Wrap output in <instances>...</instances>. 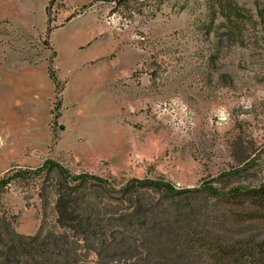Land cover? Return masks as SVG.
I'll use <instances>...</instances> for the list:
<instances>
[{
  "label": "rangeland",
  "instance_id": "obj_1",
  "mask_svg": "<svg viewBox=\"0 0 264 264\" xmlns=\"http://www.w3.org/2000/svg\"><path fill=\"white\" fill-rule=\"evenodd\" d=\"M47 158L115 187L201 189L173 208L263 183L264 0H0V235L32 249L0 264H116L132 239L57 238L62 175L26 172ZM54 246L67 256L39 253Z\"/></svg>",
  "mask_w": 264,
  "mask_h": 264
},
{
  "label": "trees",
  "instance_id": "obj_2",
  "mask_svg": "<svg viewBox=\"0 0 264 264\" xmlns=\"http://www.w3.org/2000/svg\"><path fill=\"white\" fill-rule=\"evenodd\" d=\"M224 8L223 15L228 20L240 14L235 3H227ZM49 166H56L62 175L55 199V221L62 229L61 233L55 230L57 238L65 242L67 228L76 240L103 236L107 231L132 239V247L121 253L116 264H264V236H245V225L264 226V182L252 187L235 186L226 192L208 187L209 203L194 198L191 204L173 208L175 202H167L169 199L201 189H176L168 181L147 177L131 178L115 187L106 177L69 173L50 158L26 172L39 173ZM8 180L9 177L0 178V190ZM87 182L100 193L96 194L95 189L84 192ZM8 239L0 235V259L18 263L20 255L31 254V246L20 237ZM55 246L38 250L60 260L67 256L63 247ZM96 254L108 256L101 251ZM65 260L73 263L72 259Z\"/></svg>",
  "mask_w": 264,
  "mask_h": 264
}]
</instances>
